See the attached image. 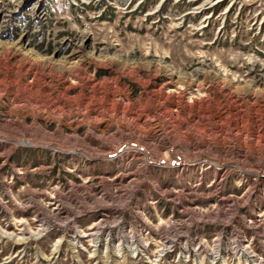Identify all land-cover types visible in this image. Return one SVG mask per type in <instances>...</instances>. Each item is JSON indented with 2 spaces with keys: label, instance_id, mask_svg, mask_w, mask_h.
I'll list each match as a JSON object with an SVG mask.
<instances>
[{
  "label": "rangeland",
  "instance_id": "rangeland-1",
  "mask_svg": "<svg viewBox=\"0 0 264 264\" xmlns=\"http://www.w3.org/2000/svg\"><path fill=\"white\" fill-rule=\"evenodd\" d=\"M0 264H264V0H0Z\"/></svg>",
  "mask_w": 264,
  "mask_h": 264
},
{
  "label": "bare ground",
  "instance_id": "bare-ground-1",
  "mask_svg": "<svg viewBox=\"0 0 264 264\" xmlns=\"http://www.w3.org/2000/svg\"><path fill=\"white\" fill-rule=\"evenodd\" d=\"M97 57H98V55H97ZM100 224H101V221H99V222H95V226L93 227V228H96L97 230L95 231V232H93V233H91L90 234V236L87 234V233H84L83 235H81V236H83V238H90V239H92L93 237H95V236H97L96 234H97V231H99V226H100ZM92 228V227H91ZM92 228V229H93ZM100 233V232H99ZM34 237V236H33ZM94 239V238H93ZM95 241H96V239H95ZM94 241V242H95ZM166 244V243H165ZM169 248V247H168ZM251 254V253H250ZM248 255V254H247ZM252 255V254H251ZM256 256H258V255H256ZM251 257H255V256H251ZM254 259V258H253ZM257 259H258V257H257ZM260 260V259H259ZM262 260V259H261ZM260 260V261H261ZM260 263V262H259Z\"/></svg>",
  "mask_w": 264,
  "mask_h": 264
}]
</instances>
